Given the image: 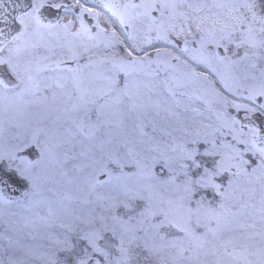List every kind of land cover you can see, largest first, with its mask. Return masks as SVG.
Returning <instances> with one entry per match:
<instances>
[{"label": "snow or ice", "instance_id": "snow-or-ice-1", "mask_svg": "<svg viewBox=\"0 0 264 264\" xmlns=\"http://www.w3.org/2000/svg\"><path fill=\"white\" fill-rule=\"evenodd\" d=\"M98 7L111 15L85 7L81 0H71V3L66 0L20 3L17 0L11 12L0 17V53H7L0 55V104L8 101L10 108L19 114L25 104L24 93L31 92L38 99L28 103L42 106L45 119L51 118L53 124L51 129H39L31 136H17L11 147L0 148V185L3 186L0 187V203L24 207L21 201H12L4 195L9 179L2 173L13 174L29 183L25 200L41 195L37 169L67 143L60 132L64 123L74 125V130H67L73 140L72 150L77 147L76 136L95 139L99 125L81 123L73 114L83 111L90 121L93 109L89 105H95L102 114L111 104L119 105L125 98L131 99L128 82L125 80L123 87H119L115 75L105 78L103 87L87 85L82 69L97 62L89 59L80 64L82 53L75 47L69 48L68 59L75 61L76 67H62L65 60H52L43 67L35 60L33 66V59H27L36 55L31 37H42L41 30L63 34L65 38L97 42L94 46L103 43L113 50L123 46L120 66H134L145 60L149 64L154 62L148 59V49L141 47V39L148 45H153V40L162 41L175 49L172 37L177 40L185 37L182 51L187 53L186 37L193 34V29L197 34L205 33L195 40L200 47L192 50L193 55L186 57L185 64H202L207 74L189 67L187 75L225 107L231 105L237 112L243 109V119L251 127L241 124V128L248 127L250 139L240 132L233 134L235 144L218 145L206 136L201 143V133H193L185 126L171 131L163 129L171 142L161 140L144 147V152L155 155L145 156L150 163L142 164L137 157L146 142L130 147L127 141H117L111 150H106L105 144L111 145L114 140L108 133L109 139L97 145L99 156L92 157L93 172L80 187L82 194L53 192L35 201L32 207H39L40 211L32 212L30 218H20L23 228L29 231H22L19 221L3 220L4 214L0 212V264H264V147H258L264 144V102L257 103L258 97L264 98V0H229L227 3L223 0H140V3L128 0L122 5L101 0ZM77 9L79 15L75 19L79 27L75 31L72 20L45 23L41 18L42 10L57 16L63 13L66 18ZM156 12L159 20L153 15ZM202 12L204 14L200 15ZM85 14L95 23H86ZM102 16L105 26H101ZM117 23L133 31L118 35ZM257 23L261 25L258 30L254 28ZM53 30L58 31L53 33ZM210 44L223 49V54L206 52ZM83 47L90 51L86 43ZM155 51V62H159L162 55L172 56L160 47ZM138 53H142V57ZM43 59L50 60V57ZM244 62L247 64L242 76L234 77L232 83L216 68L221 65L232 69ZM113 67H117L114 59ZM43 71L56 73L54 77L45 78L53 83L39 82V73ZM216 77L223 85L221 91L217 90ZM247 81L253 83L246 84ZM240 88L247 93L241 95L248 104L234 103L222 94L226 91L235 97ZM136 107L133 103L132 109ZM60 112L65 113V117H60ZM172 116L177 125H181V114L173 112ZM257 120L261 121L259 126ZM238 123L236 117H231L230 124L226 122L225 126ZM153 131H157L155 125ZM174 132L182 134L179 143ZM141 135L147 134L141 130ZM79 143L83 148V141ZM237 144L243 145L244 150ZM248 153L251 155L246 159ZM30 155L37 158L30 159ZM130 161L135 163L136 172L124 171ZM157 164L159 172H154ZM225 173L232 177L227 178V188L222 181L218 182ZM241 176L256 177L261 184L258 231L255 218L249 223L245 217L244 210L249 207L246 201H237L231 206L227 203L235 192L237 181L234 178Z\"/></svg>", "mask_w": 264, "mask_h": 264}, {"label": "rangeland", "instance_id": "rangeland-1", "mask_svg": "<svg viewBox=\"0 0 264 264\" xmlns=\"http://www.w3.org/2000/svg\"><path fill=\"white\" fill-rule=\"evenodd\" d=\"M112 1L104 0V2ZM136 1L131 0L133 3H140V0ZM127 2L128 0H118L116 4L122 5ZM223 2L227 3L229 0H223ZM118 11L123 12V9H118ZM101 12L109 16L111 15V13H108L104 9H101ZM203 14V12L200 13V15ZM153 15L159 20L158 12L153 13ZM69 20L73 21V26L76 22L79 23L72 16H70ZM177 24L179 25V21H177ZM101 26H103V16L101 17ZM138 27L140 26L138 25ZM260 27L261 25L258 23L254 25V28L257 30ZM115 28L118 30V35L121 32L133 31L131 28H127V31H125L118 23L115 25ZM41 31L44 32L42 37H31V43L36 45L34 49L36 55L35 58L27 57V59H33V66H35V60L40 61L41 67L50 64L52 60H65V64L62 67H76V62L68 59L70 55L69 48L75 47L77 51L82 53L79 61L80 64L87 63L89 59L97 62L82 69V75L87 85L93 88L103 87L106 83L105 78L115 75L119 87H123L125 80L128 82V97H131V99L125 98V102L119 105L111 104L104 109L102 114L95 105H89L88 107L93 109L90 121L83 111L73 114L81 123L88 124L91 122L99 125V131L96 132L94 140H88L83 136H76L75 142L77 143V147L74 150L71 149L73 140L67 131L68 129L74 130V125L64 123L60 132L67 143H65L62 149H57L52 157L46 159L37 169V176L40 178L39 183L41 184V195L30 200H25L24 193L29 191L30 187L28 183L27 190L19 200L24 204V207H20L16 203H0V212L4 214L3 220L11 219L13 221H19L22 231H29L30 229L23 228V221L20 218H30L32 212L40 211L39 207H32L35 201L47 198L53 192L56 194L68 192L82 194L79 192V189L83 186L85 179L93 172L92 157L93 155L99 156L97 145L101 140L106 141L109 139L108 133L111 134L114 140L111 145L105 144L106 150H111L117 141L121 143L127 141L130 147L133 144H139L141 141L146 142L139 149L140 156L137 157L142 164L150 163V161L145 159V156L155 155V153L144 152V147L155 145L157 141L161 140L168 143L171 142V138L166 135L163 129L171 131L175 127L185 126L193 133H201V143H203V138L206 136L208 140H215L218 145L223 143L235 144L233 134H239L240 132L245 133L247 138L250 139L248 129L242 130L239 124L231 127L225 126L226 122L230 124V118L233 117L236 109L231 105L225 107L214 95L188 77L189 67H194L197 72H203L205 75L207 74V70L202 64L193 63L186 66V57L192 56V50L198 49L200 46L197 44L196 48L189 49L187 53L183 52L181 41L185 37H180L179 40L172 37L173 43L176 45L175 49L171 46L164 45L162 41L153 40V45H148L141 39L139 41L141 47L148 49V59L154 62L149 64L145 60L142 64L137 63L134 66H120L119 61L123 57L120 49L123 46H117V49L113 50L106 48L103 43L94 46L97 42L88 41L84 38H73L71 36L65 38L63 34H48V30ZM56 31L58 30H53V33ZM143 32L144 29L142 28L140 32L141 36ZM202 35H205V33L197 34L193 29V34L188 35L186 38H194L197 40ZM257 35L259 38V33ZM151 36L154 38L155 32L151 33ZM123 38L121 36V39ZM85 43L89 46L90 51L84 50L83 45ZM156 47H160L162 51L166 50L167 52H171L172 56L162 55L160 61L155 62ZM216 49L214 45L210 44L206 46L205 51H216ZM240 54H243L242 50ZM5 55H7L6 52ZM137 55L142 57L143 54L138 53ZM45 56L50 57V60H44L43 57ZM176 56H179L180 59H173ZM113 59L116 61L117 67H113ZM99 61H105V63L100 64L98 63ZM246 64L247 62H244L232 69L225 68L221 65H216V68L229 79V83H232L234 77L242 76ZM126 72L127 75L125 74ZM55 75L56 73L54 72L43 71L39 73V82L53 83V80H46L45 78L54 77ZM245 83L251 84L253 82L247 81ZM215 84L217 90L221 91L223 85L219 83V77H216ZM233 86L235 87L236 85L234 84ZM32 91H35V89H32ZM241 93L247 95L243 88H240L239 93L235 97L226 91L222 92L223 95L227 96L234 103L248 104L249 102L243 99ZM113 95L116 94L113 93ZM23 98L25 104L19 114L14 108H10V106V109H2L0 107V148L7 149L11 147L17 136H31L37 133L39 129L48 130L53 127L52 119H45V109L42 106H38L35 103H28V101H36L38 97L26 91ZM133 103L137 105L135 110L132 109ZM7 105H9L8 101ZM173 112L181 114V125H177L175 118L172 116ZM58 115L63 118L66 114L60 112ZM153 125L157 129L155 132L153 131ZM141 130L147 135L142 136ZM39 135L44 137L43 132H40ZM173 135L179 143L182 134L180 132H174ZM79 141H83V148H81ZM207 146L209 145H205V147ZM236 146L242 151L244 150L243 145L237 144ZM82 151L84 154H81ZM250 155L248 153L245 158L247 159ZM247 170L249 172L251 171L250 168ZM124 171L136 172L137 168L135 163L128 162ZM153 171L159 172V164L153 168ZM103 178L106 179V177ZM227 178H232L230 173H225L218 180V182H223L224 188H227ZM234 179L237 181L235 192L233 198L227 203L231 206L237 203V201H246L249 207L244 210L245 217L248 218L249 223L252 222V217L255 218L256 230L258 231L260 226V181L256 177L248 178L245 176ZM217 200H219V197H217ZM0 231H2V228H0Z\"/></svg>", "mask_w": 264, "mask_h": 264}, {"label": "water", "instance_id": "water-1", "mask_svg": "<svg viewBox=\"0 0 264 264\" xmlns=\"http://www.w3.org/2000/svg\"><path fill=\"white\" fill-rule=\"evenodd\" d=\"M20 3H24L25 0H19ZM17 3V0H0V17L4 16L6 13L11 12L12 7ZM43 15H42V20L44 21H49L51 20L52 22H54L57 19V15L52 17L51 13L42 10ZM127 31V30H126ZM189 41L188 43V48L192 49V48H196L197 47V43H195V39H187ZM181 46L182 48H184V43L183 41L181 42ZM216 51L221 52V54H223V49H216ZM243 110L241 109L239 112H236L233 114V117H236L240 123L239 125L241 126V124H248V121L243 119ZM257 125L259 126V124L261 123V121L257 120L256 121ZM248 127H251V124H248ZM245 127V128H248ZM244 128V129H245ZM264 134V133H262ZM258 147H264V144L258 145ZM30 159H35L37 157L30 155L29 156ZM6 179H9V187L4 189V195L7 198H10L12 201H17L19 199H21V197L23 196V193L27 190L28 188V182L19 179L17 176L10 174V173H2ZM0 187H3L2 185H0Z\"/></svg>", "mask_w": 264, "mask_h": 264}, {"label": "flooded vegetation", "instance_id": "flooded-vegetation-1", "mask_svg": "<svg viewBox=\"0 0 264 264\" xmlns=\"http://www.w3.org/2000/svg\"><path fill=\"white\" fill-rule=\"evenodd\" d=\"M117 1L118 0H113L112 2H115L116 3ZM66 2L71 3L70 0H66ZM81 2L85 5V7H93V8H96L97 11H101V8L98 7V5L100 4L101 0H81ZM51 15H52V17L56 16L55 14H52V13H51ZM78 15H79V11L77 9L74 13L68 14V16L66 18H64L63 13H61L59 16H57V19H60V22L61 23H67V21L69 20L70 16H72V18L75 19V16H78ZM84 19H85V22L86 23H89L90 21H91V24H94L95 23V21H93L92 18L89 17L87 14H85ZM56 20L53 23H55ZM44 22L47 23L48 21H44ZM78 25H79V23L76 22L75 25L73 26V30H76V28L78 27ZM123 29L124 30H127V28H123ZM93 34H95V30H93ZM187 39H191V38H187ZM192 39H194V38H192ZM0 55H5V53H0ZM17 92H19V89H17ZM261 102H264V98L258 97L257 98V103H261ZM0 107L2 109H7V108H9V105H7V101H4L3 104H0ZM242 115L244 116V112H243ZM239 127L241 128L240 125H239ZM241 129L242 130H247L248 128H245V129L244 128H241Z\"/></svg>", "mask_w": 264, "mask_h": 264}, {"label": "bare ground", "instance_id": "bare-ground-1", "mask_svg": "<svg viewBox=\"0 0 264 264\" xmlns=\"http://www.w3.org/2000/svg\"><path fill=\"white\" fill-rule=\"evenodd\" d=\"M103 26H105L104 23H103Z\"/></svg>", "mask_w": 264, "mask_h": 264}]
</instances>
